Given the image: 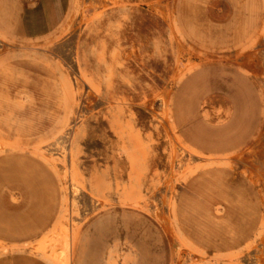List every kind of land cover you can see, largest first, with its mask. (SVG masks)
<instances>
[{
    "label": "rangeland",
    "instance_id": "rangeland-1",
    "mask_svg": "<svg viewBox=\"0 0 264 264\" xmlns=\"http://www.w3.org/2000/svg\"><path fill=\"white\" fill-rule=\"evenodd\" d=\"M205 64L242 75L225 126L205 121L200 98L174 103ZM11 161L50 178L51 217L31 242L1 237L0 258L109 264L110 244L84 243L114 216L152 228L158 264H264V0H0V162ZM0 198L14 213L34 204L21 179L0 180ZM127 245L118 264H139Z\"/></svg>",
    "mask_w": 264,
    "mask_h": 264
},
{
    "label": "crops",
    "instance_id": "crops-1",
    "mask_svg": "<svg viewBox=\"0 0 264 264\" xmlns=\"http://www.w3.org/2000/svg\"><path fill=\"white\" fill-rule=\"evenodd\" d=\"M57 18L58 14L54 13V16L44 21V24L46 26L53 24ZM25 29L24 26L23 30ZM241 78L239 69L230 64H205L198 71L190 73L179 84L174 93V103L180 106L187 104L190 99L200 98L202 102H205L206 109L209 111V117L205 118V121L213 126H225L227 123L225 121L231 118L234 106H237V98L241 97L237 86ZM178 109H176L177 113ZM177 113L174 115V120L178 126H181L184 120ZM229 144L228 141L221 142L219 149L224 150ZM16 179L25 181L33 194L34 204L24 213H14L6 209L0 198V240H3L1 237L7 238L4 242L10 245L26 244L28 242L25 241L26 239L31 242L37 236L38 227H46L51 217L46 211L47 204L52 201V188L47 174L37 167H31L28 163L22 166L19 161L0 162V180ZM118 225H124L125 234L116 233ZM86 238L84 244H104L106 242L110 244L106 251L109 264H116L115 260L110 258L115 246H118L114 252L117 264L121 254L126 258L134 252L127 244L137 246L136 252L139 258L145 262L140 261L139 264H158V260L155 259L157 235L148 224L137 219L109 216L97 222ZM0 264L45 263L35 254L15 252L0 258Z\"/></svg>",
    "mask_w": 264,
    "mask_h": 264
},
{
    "label": "bare ground",
    "instance_id": "bare-ground-1",
    "mask_svg": "<svg viewBox=\"0 0 264 264\" xmlns=\"http://www.w3.org/2000/svg\"><path fill=\"white\" fill-rule=\"evenodd\" d=\"M12 147H13V145H12ZM5 248V247H4ZM232 260V259H231ZM229 263H232L231 261L229 262Z\"/></svg>",
    "mask_w": 264,
    "mask_h": 264
}]
</instances>
